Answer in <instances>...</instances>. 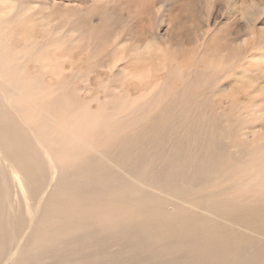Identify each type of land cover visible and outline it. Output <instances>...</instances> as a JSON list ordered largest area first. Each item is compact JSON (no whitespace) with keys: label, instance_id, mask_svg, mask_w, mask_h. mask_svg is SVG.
<instances>
[{"label":"bare ground","instance_id":"obj_1","mask_svg":"<svg viewBox=\"0 0 264 264\" xmlns=\"http://www.w3.org/2000/svg\"><path fill=\"white\" fill-rule=\"evenodd\" d=\"M26 2H27V0H26ZM45 6L47 7V5H45ZM33 8L34 7H31L30 3L25 4L24 0H0V98H1V91L7 92L10 95V96H8L9 99L11 97H13V101H11L12 104H10V105L15 106L14 108H16L17 112L16 111L15 112L18 113V115L16 114L15 117L19 116L20 120L22 122H24V124L29 126V128H31V126H32V130H30L28 128L29 129L28 131L30 133L28 132V134H25L24 132L26 130L24 128H26V125L22 127V124L17 123L18 121L16 119H18V117L15 119V117H13L14 112L13 111L11 112L8 109V108H11L12 106L10 107V105H9V107H8V104H6L7 108H5V109H8L10 113L9 112L5 113L7 110L3 111L4 107L3 106L1 107V105H2L1 104L2 101H1L0 102V113H1V111H3V115L0 114V141H6V138H9V137H5V136L7 134L11 135L10 140L12 138L13 142L11 141L10 144L8 142V144H9V145L7 144L8 149H10L9 146L11 147L13 145L12 143H14V141H16L17 144L20 142L18 145L19 151H16V152H18V153L21 152V154H22V152H24V150H25L27 155H28V157H26L27 160L25 161L23 158L24 153L21 157V160H18L20 155L16 156L17 154H15V151L14 152L11 151L12 149L7 150V154L10 153L8 157L12 158L13 161H16L15 164L17 165L16 168L18 169L17 171L14 170L15 166L13 167L12 163L7 164L11 170L10 173L8 174V176L10 175V178L15 181V183H16L15 186L18 185L19 189L21 190L22 193L25 192L24 185H23V181H25V182H27L30 191L33 192V194H36L39 191V189L42 191L44 190V189H42V188H44L43 184H45L44 186L47 189L49 186L52 185L53 182L56 181V180L54 181L55 177H53V174L57 170L61 171L63 169L64 170L70 169V168L74 167L71 165V163L79 162L80 159L83 158L82 156H85L91 152H93V153L98 152L100 150V148L98 150V147H100L102 145L103 140H106V139H102L103 135H105L106 131H109L110 125H111L110 123L113 119L114 120H122V118L120 116L122 113H124V112L126 113L127 110H129V112H132L131 114H133V113L138 114L139 112H141V110L145 109L143 107L140 108L143 104H141V103L139 104L138 100L139 101L143 100V102H146V103L148 102V105H151L152 103H154V102H150L151 104H149L148 100L150 97H153L158 92H160V91H156L158 84L152 85L150 87L148 93L142 94L141 97L140 98L137 97L138 99H136V100H131L129 98L131 95L129 97L126 96V92L124 90H121V87L123 84L130 82L133 84V86L135 88L136 87L135 84H138V86H140L142 83L147 82V80H149L151 77H153L155 75L157 76V74H159V73L164 74V72H167V70L173 69V59H172V56H171L168 48H166L167 46H165V47L161 46L157 42V39L154 37V35H152L150 37V39H147L146 41L144 40L143 43H140V45L135 44L133 47L130 46L131 45L130 42H132L133 44H134V42L130 41L129 42L130 44L129 45L127 44L128 46L131 47L130 48L127 46L128 49L130 48L129 52H127V48L125 46L126 42H128V41L125 42V45L122 41H120L123 44L121 45L119 42L118 47L116 49L113 48L114 51L111 54L110 53L102 54V56H104V58H103L101 56V54L98 53V55H100L98 57V55H96L97 53H95L96 47H97L96 45L98 44V43L96 44V39H94L95 37L92 38L88 34L82 32V33H77L76 36L72 40L66 39L65 37L63 38L62 36H60L61 34L58 35V33H59L57 31L58 29L55 30L52 21L46 20V19L39 21V19L41 17H36L37 14L34 12L36 10H34ZM42 8L45 9V7H43V6H42ZM70 8L71 7H69V9ZM57 13H59V12H57ZM76 13L77 12H75V14ZM72 15H74V14L72 13ZM81 15L79 14V16H81ZM76 16H77V14H76ZM242 16H243V12H242ZM51 17H52V15H51ZM63 17H65V16H63ZM67 17H69V15H67ZM52 18H54V17H52ZM55 18L57 19V17H55ZM60 18H62V17H60ZM73 18L75 19V15L73 16ZM66 21H69V20L67 19ZM71 21H73V20H71ZM57 23H60V22L57 20L56 24ZM90 24L88 23L87 26H89ZM60 25L62 26L61 23H60ZM83 26L85 27V25H83ZM63 27H65V26H63ZM59 29H62V31H63V28L60 27ZM103 30H104V28H103ZM11 32L14 34H12ZM39 32H42V34ZM60 32H61V30H60ZM72 32H73V34L75 33L74 31H72ZM12 36H14V43H17V45L15 44V45L11 46L10 40H11V38H13ZM115 36H116V34H115ZM63 39H65L66 42L68 43V45L70 47V51H68V52L71 55L75 52H77L76 55H78V52H79V54L82 53V54L86 55V61L91 59V61L93 60L94 62L96 60H99V58L100 59L103 58L102 62L104 60L110 59V61H108V60L105 61L106 63L109 62L108 66L107 65L106 66L109 67V70H110L109 72L111 73V75H113L116 78V80H114V82L116 84H118V82H119L120 85H119L118 90H116L117 85H112L111 84L112 81H109V78H108V80L106 79L107 81H109L111 83L110 84L108 82L106 84L104 83L105 85H103V86L104 87L108 86L110 88V90L108 91V89H107V91L111 95H107L105 97V99L103 100L104 102H99V100L96 99L97 103H94V102H96L95 100L94 101L89 100L86 103L85 102L86 100H85L84 101L85 104L78 105L79 103L78 102L76 103L74 101L77 96H74L75 90L72 88L73 84L71 86L70 82H66L65 80L59 78L63 75V73L65 71L64 70L65 66L63 68V65L61 64L60 61H62L64 58H67V57H65V55L63 53L62 54L59 53V55H58V54H54V52H56V51L62 52L63 51V50H61L62 48L60 47L61 44H63ZM244 39L245 40H242V41L245 42L246 38H244ZM114 40H116V38ZM11 43H12V40H11ZM101 43H102L101 46L104 47L105 44H104L103 40H101ZM109 43H110V41H109ZM236 43H237V41H236ZM111 44H113V43L111 42ZM111 44H110L111 48H112V46H115V45H111ZM241 45H243V43ZM111 48H109V46H108L107 49L111 50ZM98 50H100V49H98ZM180 50H185V48L180 49ZM215 51H214V53L213 52L212 53L215 54L216 52H218V51H216V52ZM105 52H109V51H105ZM64 53L66 54V52H64ZM101 53H102V51H101ZM69 54L67 56L70 58L74 56V54L72 56H69ZM205 55H207V54H205ZM216 55H214V56H216ZM82 56L80 57L81 59H82ZM89 56H91V57L93 56L92 57L93 59L89 58ZM77 57H79V56H77ZM212 57H213V55H212ZM241 57H242V55H241ZM238 58H240V57H237V59ZM215 59L217 61V58H215ZM71 60L73 61L74 58H72ZM71 60L69 59V61H71ZM80 60L79 61L77 60L78 63L80 62ZM196 60H200V63H198L199 65L202 64L201 62H203V59H196ZM219 60H221V59H219ZM231 60H233V59H231ZM63 61H64L63 63L68 62V60H63ZM72 61L70 63H72ZM86 61H85V63H86ZM206 61H209V59L208 60L206 59ZM102 62L99 61V64ZM221 62H222V60H221ZM221 62H220V65H221ZM78 63L73 61V63H72L73 65L69 64L68 67L71 66L70 70L72 71V67L76 66L75 64L78 65ZM80 63H83V62H80ZM192 63L193 62H191V66H192ZM218 63H219V61H218ZM225 63H226V61H225ZM127 64L128 65L130 64V67L126 66ZM178 64H179V62H178ZM29 65H32V66L29 68ZM79 65L81 66V64H79ZM96 65H98V64H96ZM96 65H95V67H92V66L91 67L95 69ZM202 65H205V61ZM80 66H78V67H80ZM82 66H84V65H82ZM86 66H87V64H86ZM119 66L121 67V71L120 72L118 71L119 73L115 72V70L116 71L118 70L116 68H118ZM216 66L217 65H213V64L211 65L208 62V63H206V66H205L203 71L201 69L202 67H199L201 69V72H198L196 75L197 76L196 80L198 82V85H200L199 84L200 82H203V81H201V79L202 80L204 79L207 82H208L207 79H212V80L217 79L218 80L219 76L222 75V72H223L222 68L220 69V70H222V72H220V74L216 78H212V77L210 78V76H212L214 73L216 74L217 71L214 69ZM231 66H232V64H231ZM248 66H252V65H248ZM99 67H101V65H99ZM99 67H98V69H99ZM103 67H105V66H103ZM257 67L259 69V66H256V68ZM260 67H263V69H264V66H260ZM199 68H197V69H199ZM244 68L246 69L248 67H244ZM91 69H89V70H91ZM200 69L198 71H200ZM249 69H251V67ZM29 70L30 71L32 70L31 74L28 73ZM104 70L102 72H104ZM189 70H190V68H189ZM217 70H219V68ZM255 70H257V69H255ZM95 71L98 72L97 68ZM100 71L101 70H99V73L103 74ZM191 71H194L193 68ZM257 71H258V73L256 71H254V73H257L256 76H259L261 79V75H259L260 71L259 70H257ZM106 72H104V73H106ZM250 72H251V70H250ZM250 72L248 73L246 71V73H248V74H246L245 72H243V73H245L246 76L249 74L252 75L253 73H250ZM89 73H90V71L88 72V74ZM195 73H196V71H195ZM92 74H93V72H92ZM227 74L228 73H226L225 75H227ZM228 75H230V74H228ZM263 75H264V72H263ZM47 76L54 77L55 80L49 81L51 79L50 78L47 80V81H49V83H46ZM86 76H88V75H86ZM186 76H188V75H186ZM254 76H255V74H254ZM254 76L252 75L253 78H250L248 76V80L254 79ZM79 77H81V76H78V78ZM108 77H109V75H108ZM213 77H215V75H213ZM64 78H66V77H64ZM74 78H76V77H74ZM82 78H84V77H82ZM87 78H89V76ZM172 78H173V76H172ZM71 79L74 80L72 77H71ZM79 79L81 80V78H79ZM186 79L189 80L188 77ZM257 79H258V77H257ZM84 80H86V79H84ZM97 80H99V78ZM223 80L224 79H222V81ZM100 81L102 82V80H99L98 82H100ZM78 82H79V80H78ZM207 82H205V83H207ZM235 82L238 83V85H236V87L238 86L239 88H242V87L244 88L245 85H247V83H248V81L245 80V77L243 76V74L240 78H237L235 80ZM231 83H232V81H231ZM231 83H230V85L232 87ZM82 84H83V81H82ZM215 84H216V82H215ZM86 85H88V82ZM128 85H130V84H128ZM192 85H194V83H192ZM201 85H203L205 87V86H207V85L209 86L211 84H207V85L205 84L204 85V83H201ZM230 85H227V86H230ZM233 86L235 87V85H233ZM261 86L262 85H260V87ZM82 87L84 89V86H82ZM104 87H102L101 90L103 89V91H104ZM196 87H197V84H196ZM231 87H230V89L228 87L227 88L230 90L229 91L230 93H233L234 89L231 91V89H232ZM179 88L180 87H178V89ZM206 88H207V91L204 93L208 92V87H206ZM214 88L215 87H213V89ZM77 89H79L78 86H77ZM141 89L143 90V88H141ZM213 89L211 88V92ZM193 90H195V89H193ZM203 90H206V89H203ZM214 90H213V92H215ZM217 90H219V89H217ZM235 90H237V89H235ZM110 91H111V93H110ZM116 91H118V92H116ZM175 91H177V90H175ZM190 91H191V89H190ZM198 91H199V89H198ZM81 92H83V90ZM81 92L79 91V94ZM84 92H85V90H84ZM188 92L189 91H187V94H188ZM219 92L222 93L221 94V101L225 100V96L229 95V92H227L228 94L227 95L224 94L225 96L222 99L223 92H221V91H219ZM238 92H240V91L237 90V93ZM77 93H78V91H77ZM128 93H129V91H128ZM137 93H139V92L136 91L135 94H137ZM198 93L200 94V92H198ZM101 94H104V93H101ZM106 94H107V92H106ZM211 94L212 93L209 92V96ZM248 94H250V93L248 92L247 95ZM91 95H92V93H91ZM112 95L113 96L118 95L119 97L118 96L113 97ZM237 95L238 96H234V97H236V100L238 99L237 97H240L242 94L238 93ZM85 96H86V94H85ZM101 96H103V95H101ZM160 96L161 95H157L156 98L158 99V98H160ZM197 96H198V98H197ZM197 96H196V98L198 100L199 97L203 96V95H200V96L197 95ZM211 96L213 98L214 94ZM217 96H219V97H217ZM99 97H100V94H99L98 98ZM203 97H204V99L206 98V100H208V96H203ZM216 97L218 100V98H220V95L216 94ZM216 97H214L213 99L209 98V100L210 101L214 100ZM2 98H4V95H2ZM95 98L93 97V99H95ZM124 98H127V100H123ZM147 98H148V100H147ZM173 98H174V96H173ZM226 98L229 99L228 97H226ZM9 99H7V100L10 101ZM145 99H146V101H145ZM163 99H165V98H163ZM166 99H167V97H166ZM189 99H190V97H189ZM192 99H194V98H192ZM3 100H5V99H3ZM180 100H182V99H180ZM209 100L207 101V103L209 102ZM230 100H231L230 102L228 100V103L231 104L232 99H230ZM76 101H77V99H76ZM90 101L93 102L92 104H97L96 105L97 110L96 111L94 110V112H90L88 110V106L90 108V105H92V104L89 105ZM173 101L174 100H172V102ZM218 101L220 102V99ZM226 101H224V102H226ZM251 101H254V99H251ZM251 101H249V102H251ZM191 102H192V100H191ZM233 103H232V105H233ZM239 103H242V102H239ZM256 103L248 111H246L244 114H239L238 116H233L232 114H229L230 113L229 111L231 109L230 105H228L229 107L227 106L229 108V109H227V110H229L228 113H224V112L220 111V112H218V114H216V112H213L214 114L218 115V117L215 116L216 121L214 118L212 120H210V125L207 128L205 127L206 128L205 133L198 131V130L203 129V127L202 128L200 127L201 121H199V123H198L199 126H196L197 131H198L196 134L194 133V131H196V130L193 129V126H192L193 122H191L192 124L191 123H190L191 125L189 124L190 125L189 128L191 129L190 130V132L192 134V137H191L192 141L191 142L193 144L192 143L189 144L188 142L184 141L185 140V138L183 137L184 134L183 135L181 134L182 136H180L176 133V130H173V132L166 133V134H168V135H166V136H168L167 140L162 139L161 141L160 140L157 141L152 137L148 138V139H150V141L152 143H150L149 150H147V151L148 152L151 151L152 153H154L153 158H151L152 154H148V152H147V155H144L145 153L142 152V149L137 148L136 145H134L137 148L136 153H138V154H136L137 155L136 158H133L132 155L127 154V152H125V154H121L120 156L117 154V156H119L120 159L117 158L116 161L119 160L120 164L123 166H125L123 163H126V166H125L126 169L128 168L131 172V174L129 175L130 176L129 179L126 182L121 181L119 179H116L114 181V180H112L114 178V176H112L111 178H109V177L101 178L98 175H93V174L90 175L88 172H84L85 170H88V169H85L87 166L84 167L82 164L81 165L83 166L84 169H82L81 165L75 167V169H73V171L76 170L75 176L79 179V181L75 185L74 193H71V191H73V190L68 191V192H66V191L63 192V190L61 192H57L58 189H56V188H57V186H59L58 185L59 183L57 181L51 187V192L48 195L47 202L53 196H55V194H58V193H60L63 196L69 195L70 198L68 200L66 199L67 201L64 199L66 202L62 201V203H60L61 206H60L59 202L56 203V204H58V206L60 208L62 207V209L63 208L69 209V207L71 208V206L76 205L75 203H77V205H78L79 203L81 204V201H83V200H85V201L90 200L91 201V200H96L94 198H97L99 201H101L104 204L103 210H105V211L99 212V213H97V215L94 214V216H95L94 218L99 219V220L102 219V221H104V219H109V218L112 219L113 212L116 211L117 209H121V208L123 209V212H124V210L132 212L131 210H134L135 208L147 206V212L142 215L140 221L137 220L136 222H128V223H120L119 222L120 224H118L117 227H115V230H109V231L101 234V237H102L101 241H99L95 237H92V241H91L89 239V236H88L89 234H87V233H84V235H79L78 239L75 241L76 242L75 247L67 246V251L62 252V253H59L57 251V249H55V247L52 246L53 241L51 243H49L50 245L48 244L49 247H47V245L46 246L43 245V240L49 241L51 236L52 237L53 236L54 237L59 236L58 238H60V236H62L63 234H66L71 229L76 228L72 222L69 223L66 220L70 214V209H69V213L66 211L65 213H63L62 217L57 216V215L53 216L54 213L52 211L43 212L44 214H43V217H41L42 218L41 220L44 221L43 225L45 227L47 226L46 228L48 230L45 227H43V229L41 230L42 224L40 227H38V228L36 227V229L40 233L37 236L36 242H34V245L31 248H29L28 251L37 252L36 249L38 247H41V248L43 247V250L41 249L40 252L41 251L44 252V249L46 247L45 251L53 252L56 255L60 254L59 258H57V259L64 258L67 256L65 259H62L65 261V264H264V199H261V205H259V204L244 205L243 204L244 201H242V200H238V199H231V200L230 199H223V200H221L219 198L213 199V198H211L212 196L207 193V195L204 196L203 199H206L209 202V206H210L211 211L213 210V212H215L216 215L219 214L220 216H215V215L212 216L211 214L206 213L208 211L204 212L202 210L196 209L194 206H193L194 209H192L193 207H190L189 211H184L183 213L176 214V215H174L175 213L169 215V214L163 213V211H161L159 207H153L152 205L157 204V203H155L151 200V196L154 195L153 193H155V194L159 193V192H156L158 190V187H161L162 190L164 189V191L176 189L179 187L180 184L184 183L183 180H185L187 178L185 175H187V176L191 175L192 176L191 177L192 179L190 180V178H189L188 182L193 185V184H196L197 182L201 181V179H204V178H202V175H204V176L205 175H211V173H214V175L218 178H219V175H222V176L223 175L224 176H226V175H228V176H230V175H245L244 181L242 183H240V186H239L240 190H242L241 193L245 194L247 192H254L253 195H261V198H263L264 197V141H263V135H262L263 133L262 132H264L263 131L264 130V107L261 106V103H264V87H261V103H260V99H259V103H257V104ZM86 104H88L86 106L87 108L85 107ZM107 104L112 107L111 108L112 111H110V112L106 111L107 110L106 109ZM139 105H141V106L139 107ZM172 105H174V104H172ZM179 105L181 106L182 104H179ZM165 106H167V104H165ZM187 106H189V105L187 104ZM189 108H190V106H189ZM160 109L162 110V108H159V111H160ZM170 109L167 108L168 111ZM185 109L188 110L187 107ZM163 110H164V108H163ZM175 110H176V108H175ZM137 111H139V112H137ZM217 111H219V110L217 109ZM169 112H167V113L169 116H171L173 113H169ZM174 112H177V111H174ZM142 113L144 114V112H142ZM10 114H11V116H10ZM161 114H163V112H161ZM178 114L179 113H177V116H178ZM168 115L167 116L164 115V116L168 117ZM128 116H130V115H128ZM200 116H198V117L200 119H203V117H200ZM204 116L206 118V116H208V115L205 114ZM10 117H13L17 122L15 121L13 123V125L7 124L10 127V129H9L6 124L3 125V121L6 120L5 121L6 123L9 122L10 119H8V118H10ZM13 118H11V120H13ZM130 120H133V119H130ZM134 120H136V119H134ZM190 120L192 121V119H189V122H190ZM13 121H11L9 123H12ZM127 121H129V120H127ZM127 121L125 120V122H127ZM114 123H117V122L114 121ZM124 123L121 125L124 126ZM134 124L135 123L131 124L132 128L134 127ZM111 126H113V125H111ZM199 128H201V129H199ZM144 130L146 131V128ZM163 130H164V132H166L165 128ZM170 130L171 129H169V131ZM32 131H34L37 134V136L35 135V133H31ZM110 131H109V133L111 134L112 132H110ZM117 131H119V130L117 129ZM120 132H123V130ZM177 132L179 133V131H177ZM13 133H14V136H13ZM38 133H40V135H41L39 138H37ZM30 134H31V136H30ZM32 134H34L38 140L40 139V140H42L43 143H45L44 144L45 148L48 150L47 153L45 152L47 157H48L46 160V162L48 161L47 167L42 162L43 160L41 161L39 159V157H37L40 155H37L35 153V150H37L38 148H35L34 147L35 145L31 144V140H33V139H31ZM126 134H129V133H126ZM15 135L17 136L18 140L16 139ZM107 136L109 138L110 135H107ZM107 136H105V137H107ZM35 137H32V138L35 139L34 141H37ZM115 137H116V135H115ZM138 137H140V136L138 135ZM170 137H171V139H172V137L177 138L175 140L177 142L176 143L174 142V144H176V145L174 146V148L171 147L173 149L164 148L168 143H171ZM182 137L184 138V140ZM189 138H190V136H189ZM134 139H132L133 140L132 142L135 141ZM196 139H198L199 141H197ZM109 140H111V139H109ZM125 140H127V138ZM112 141H114V140H112ZM172 141H173V139H172ZM107 142H108L107 144L109 145L108 140H107ZM197 142L200 143V145H198ZM123 143H124V141H123ZM179 143H182V144H179ZM3 144H4V142H3ZM136 144H138V143H136ZM7 145L5 146L6 149H7ZM114 145H112L113 148H114ZM117 145H118V147L120 146L119 144H117ZM122 145H124V144H122ZM127 145H128V143H127ZM102 146L106 147L105 145H102ZM21 147L23 148L22 150H21ZM124 147L126 148L127 146H124ZM124 147H122V148H124ZM2 148H0V149H2ZM105 149L107 152L106 151L104 152V156H105V153H108L107 148H105ZM128 149H125V151ZM15 150H17V149H15ZM38 150H40V149H38ZM110 150L112 151V148H110ZM4 152L5 151H3V153ZM112 152L110 153V151H109L111 158L114 156V154H112ZM197 154L202 157V160L199 161L198 159H196ZM0 155H1L0 162L1 161L10 162V159L6 158L2 154L1 150H0ZM90 155H92V154H90ZM100 155H101V153H100ZM106 156H108V155H106ZM92 157H93V155H92ZM95 157H96V155H95ZM121 157H122V160H121ZM89 158H91V157H89ZM105 159H107V161H109L108 158H105ZM113 160H114V158H113ZM44 161H45V159H44ZM90 161H89V163H90ZM3 163H2V165H3ZM94 163H95V161H94ZM103 164H105V163H103ZM7 165H5V166H7ZM118 166H119V163H118ZM47 168H48V170H47ZM107 168H109V167H107ZM41 169H42L43 175H41ZM1 171H2V167H1ZM48 171H49V180L47 179L48 183H46L47 181L45 182V180L47 178ZM97 171H99V170H97ZM17 172L20 173L21 175H17ZM123 172H124V170H123ZM5 173L7 174L8 172H5ZM64 173H66V171ZM69 173H72V172H69ZM98 173H100V172H98ZM81 174L85 175L84 180H83V178H81V176H83ZM197 174H201V175L195 177L194 175H197ZM50 175H52V176H50ZM147 175H150V176L148 177ZM151 175H153V177H151ZM57 178H59V177H57ZM222 178H224V177L220 176L221 180H222ZM220 179L218 181H221ZM27 180H29V182ZM109 180H112V183H110ZM216 180H217V178H216ZM105 182L108 184V186L103 188ZM149 183H152V184H149ZM97 185H100L103 189L98 188ZM208 185H210V184L208 183ZM217 185H219V184H217ZM180 187H181V185H180ZM209 187L211 188V185ZM202 188H204V187H202ZM202 188H201V190H202ZM215 188H216L215 190L217 191V187H215ZM187 189H189V188L187 187ZM8 190H7V185H6L5 180L0 178V221H1V201L4 200L10 206V203H9L10 202V199H9L10 198L9 197L10 192H8ZM215 190H214V192H215ZM97 191H102V192L98 193ZM184 191H186V187H185ZM196 191H197V188H196ZM207 191H209V190H207ZM207 191H205V194ZM209 192L211 193V191H209ZM194 193H195V191H194ZM216 193H218V192H216ZM159 194L162 195V193H159ZM195 194H193V195H195ZM186 195H187V192H186ZM202 195L200 194V196L198 195V197H201ZM231 195H233V193H231ZM60 196H58V197L60 198ZM168 197H170V195ZM178 198H175V199H178ZM188 198L190 199V196ZM196 199H202V197L201 198L195 197V200ZM60 200H61V198H60ZM44 201H45V199H44ZM70 202L73 203L71 206L69 205ZM186 202H188V201H186ZM180 204H181L180 206H182V203H180ZM174 205L176 206V204H174ZM39 206H41V202L36 203V208H35L36 211L39 209ZM56 207H57V205H56ZM169 207H171V206H169ZM52 209H53V206H52ZM88 210L91 212L93 211L91 208H89ZM44 211H46V210H44ZM80 211H81V209H80ZM181 211H183V210H181ZM32 212L33 211H31V213L28 214V218L30 221H31V219H33V217L36 214V212H34V213H32ZM174 212H175V210H174ZM59 213H61V212H59ZM93 213H95V212L86 213L85 217L90 216ZM132 213H131V215H132ZM141 214H142V212H141ZM79 215H80V213H79ZM36 216H37V214H36ZM74 216H75V213H74ZM130 218L131 217L129 216L128 219L130 220ZM135 218H137V217H135ZM58 219H59V221H63V222L58 221V223H52L53 220H58ZM83 219H86V218H83ZM89 219H92V218H89ZM75 220H76V218H75ZM48 221H52V222L47 223ZM96 222H95V225H96ZM40 223H41V221H40ZM83 224H84V222H83ZM1 225H2V223H1ZM91 225H92V223H91ZM112 227H113V225H112ZM44 231H48V232L50 231L49 232V234H51L50 237L41 238L42 233H43V235L47 234V232L44 233ZM38 232L35 233V236ZM55 239H57V238H55ZM112 239L115 241H118L123 247L127 248L125 256H116V257L111 258V259L110 258L105 259L103 256H101L99 254V252H98L99 249H97L98 246H102L103 245V244H101L102 242L112 240ZM4 245L5 244L2 245V248L0 247L1 248L0 249V256H1V253L3 252ZM93 246L96 249H93ZM26 249H28V247L25 248L24 250H26ZM23 251L21 250V252H19V254H21ZM141 253H144L145 263H141V259H137V258H142ZM36 254H38V253H36ZM30 255H32V257ZM34 255H35V253H34ZM34 255H33V253L27 252L26 255L22 254L18 260H12L11 264H30V263L32 264L33 259H34ZM36 259H38V258H36ZM51 260H52V258H51ZM38 261H39V259H38ZM43 261H44V259H43ZM43 264H44V262H43Z\"/></svg>","mask_w":264,"mask_h":264},{"label":"rangeland","instance_id":"obj_2","mask_svg":"<svg viewBox=\"0 0 264 264\" xmlns=\"http://www.w3.org/2000/svg\"><path fill=\"white\" fill-rule=\"evenodd\" d=\"M24 2H25V4L30 3L31 7H34L33 9L36 10L34 12L37 14V15L35 14L36 17H41L39 19V21H42L43 19L52 21L55 30L58 29L57 30L59 32L58 35L61 34L60 36H62L63 38L65 37L66 39L72 40L76 36L77 33H82V32L88 34L92 38L95 37L94 39H96V44L97 43L99 44V45L98 44L96 45L97 46L96 51H95V53H97L96 55H98V53H100L101 56H102V54H107V53L111 54L114 51L113 48L116 49L118 47L120 41H122L124 43V45H125V42L128 41V42H126L125 46L127 48V52H129V50L131 48L130 46L133 47L135 44L140 45V43H143L144 40L146 41L147 39H150V37L152 35H154V37L157 39V42L161 46H163V47L167 46L166 48H168V50L172 56V59H173V69L167 70V72H164V74L159 73V74H157V76L155 75V76L151 77L149 80H147V82H144L145 84L142 83L140 86H138V84H135V86H136L135 88H134L133 84L130 82L122 85L121 90H124L126 92V96L129 97L131 95L129 97L131 100H136V99H138L137 97L140 98L142 94L148 93L150 87L154 84H158L156 91H160V92H158L153 97H150L151 99L149 98V100L147 98V100L149 101V104H151L150 102H154L151 105H148V102L147 103L143 102V100H140V101L138 100L139 104L140 103L143 104L142 106L139 105V107L141 106L140 108H142V107L145 108V109L141 110V112L137 111V112H139L138 114H135V113L131 114L132 112H129V110H127L128 112L126 111V113L124 112L121 114L120 117L122 118V120H114L112 118L113 122L111 121L110 124L113 126L110 125V129H109V131L111 130L110 132H112V133L110 134L109 131H106L105 135H103V138H102V139H106V140L102 141L103 142L102 145H105L106 147H103L100 144L101 146L98 147V150L100 148V150L98 152L88 153L87 155L82 156L83 158H81L79 162L71 163V165L74 167L71 166L72 168L66 169V170L63 169L61 171L57 170L53 174V177H55L54 181L55 180L56 181L52 183V185H54L58 181L59 186H57V188H56V189H58L57 192H61L62 190H63V192L64 191L68 192V191L73 190V191H71V193H74L75 185L78 183L79 179L75 176L76 170L73 171V169H75V167H77V166H80L81 164L84 167L87 166L85 169H88L89 171L85 170L84 172H88L90 175L91 174L98 175L101 178H107V177L111 178L112 176H114V178L112 180L115 181L116 179H119L121 181L126 182L129 179V177H130L129 175L131 174V172L128 168L126 169V167H125L126 163H123L125 165V166H123L120 164V161L119 160L116 161V159L117 158L120 159L119 156L121 154H125V152H127V154H129V155H132L133 158H136L137 157L136 154H138V153H136L137 148L142 149V152L145 153L144 155H147V152H148L147 150H149V145H150V143H152L150 141V139H148L149 137H152L157 141H159V140L161 141L162 139L167 140L168 136H166V135H168V134H166V133L173 132V130H176V133L178 135L182 136L184 134L183 137L185 138V140L183 137L182 138L185 142H188L189 144H191L192 143L191 142L192 141V138H191L192 134L190 132L191 129L189 128V126L192 124L191 122H193V125H192L193 129L196 130V131H194L195 134L198 131L205 133L206 128L210 125V120L218 117V115H216V114H218V112L222 111L224 113H228V111H229V110H227V109H229L228 105H230V108H231L229 111L230 112L229 114H232L233 116H238L239 114H244L246 111H248L256 102L259 103V99H260V103H261V87H264V75H263L264 69H263V67H260V66H264V0H27V2H26V0H24ZM45 5H47V7ZM42 6L45 7V9L42 8ZM69 7H71L70 8L71 10L69 9ZM57 12H59V13H57ZM71 12L75 15L76 20L73 18L74 15H72ZM75 12H77L76 13L77 16H76ZM242 12H243V16H242ZM66 14L69 15V17H67ZM79 14L80 15L82 14V15L79 16ZM51 15L54 18H52ZM63 16H65V17H63ZM55 17H57V19ZM60 17H62V18H60ZM67 19L69 21H66ZM57 20L62 24V26L60 25V23H57L58 25L56 24ZM71 20H73V21H71ZM88 23L89 24L91 23L92 25L90 24L89 26H87ZM83 25H85V27ZM63 26H65V27H63ZM60 27L63 28V31H62V29H59ZM103 28H104V30H103ZM60 30H61V32H60ZM72 31H74L75 33L73 34ZM39 33L42 34V32H39ZM12 34H14V33H12ZM115 34H116V36H115ZM12 37H13V38H11L12 43L10 40L11 46H13L15 44L17 45V43H14V36H12ZM113 38L114 39L116 38V40H114ZM244 38H246L245 42L242 41V40H245ZM101 40H103V42L106 46V47L104 46L105 48L103 46H101L102 45ZM109 41H110V43H109ZM130 41H133L134 44ZM236 41H237V43H236ZM111 42L113 44H111ZM122 42H120L121 45L123 44ZM129 42L131 43L130 46H128L130 44ZM242 43H243V45H241ZM110 44L115 45V46H112V48H111ZM107 45L109 46V48H111V50L107 49L108 48ZM127 46L130 48L128 49ZM60 47L62 48L61 50H63V51L62 52L56 51L57 53L54 52V54L59 55V53L60 54L63 53L65 55V57H67V58H64L63 60H68V62L63 63L64 62L63 60L60 61L61 64L63 65V68L65 66V68H64L65 71H64L63 75L59 78L65 80L66 82H70L71 86L73 84L72 88L75 90L74 96H77L74 101L76 103L78 102L79 103L78 105L85 104L84 103L85 100H86L85 101L86 103L89 100H91V101L95 100L96 102H94V103H97V100H99V102H104L103 100L105 99V97L107 95H111L108 93L110 88L108 86H107L108 88L103 86L107 82L110 84L111 82H109V81H112V83H111L112 85H117L116 90H118L120 83L118 82V84H116L114 82V80H116V78L113 75H111V73L109 72L110 71L109 67H107L109 62H107V63L105 62L107 60L110 61V59L106 58L107 60H104L102 62V59L104 58V56H102L103 57V58L101 57L102 59L99 58V60H96L95 62L93 60L91 61V59H89V60L87 59L88 61H86V55L81 53L83 55L82 56L81 54H79V52H78V55H76L77 52L73 53L74 56L70 58L67 56L69 54L68 51H70V47H69V45L65 39H63V44H61ZM97 48L100 50H98ZM184 48H185V50H180V49H184ZM215 50L218 52H216ZM101 51H102V53H101ZM105 51H109V52H105ZM214 51L216 52L215 54H213ZM64 52H66V54L67 53L68 54L66 55ZM205 54H207L208 56ZM72 55L69 54V56H72ZM80 55L82 56V59L80 58L81 57ZM212 55H213V57H212ZM214 55H216V56H214ZM241 55H242V57H241ZM77 56H79V57H77ZM99 56L100 55H98V57ZM92 57L89 56V58H92ZM237 57H240V58H238L239 60L237 59ZM72 58H74L73 61H75L76 63H78V61L80 59H81L80 62H83V63L79 62L78 65L75 64L76 66H73L72 71H71L70 70L71 66L70 67H68V66H69V64L73 65L72 64L73 61L71 60ZM205 58L207 60L209 59V61H206ZM215 58H217V61ZM69 59L72 61V63H70L71 61H69ZM196 59H203V62H201V63L203 64L205 61V65H202V64L199 65L198 63H200V60H196ZM219 59H221L222 62ZM231 59H233V60H231ZM85 61H86V63H85ZM99 61H101L102 63L99 64ZM218 61H219V63H218ZM225 61H226V63H225ZM178 62H179V64H178ZM191 62H193L192 66H191ZM208 62L211 65L212 64L217 65L214 68L217 71L216 74L215 73L213 74V75H215V77H213V75H212V76H210V78L211 77L216 78L220 74V72H222V70H223L222 75H221L222 77L219 76L218 80L217 79L216 80L215 79H213V80L207 79L208 82L204 79L203 80L201 79V81H203V82H200L199 83L200 85H198V82L196 80V78H197L196 75L198 72H201V69H202V71L204 70L206 63H208ZM220 62H221V65H220ZM79 64H81V66ZM86 64H87V66H86ZM96 64H98V65H96ZM130 64L129 65L127 64L126 66L130 67ZM231 64H232V66H231ZM82 65H84V66H82ZM95 65H96L98 72L95 71L96 68L95 69L92 68V67H95ZM99 65H101V67H99ZM248 65H252V66H248ZM31 66L32 65H29V68ZM78 66H80V67H78ZM103 66H105V67H103ZM256 66H259V69H258V67L256 68ZM98 67H99V69H98ZM188 67L190 68V70ZM199 67H202V68L200 69ZM244 67H248V68L245 69ZM250 67H251V69H249ZM88 68L89 69L92 68V69L89 70ZM101 68L103 70L105 69L104 72H106V71L107 72L106 73L102 72L103 70ZM192 68L194 71H191ZM197 68H199L200 71H198L199 69H197ZM218 68H219V70H217ZM221 68H222V70H220ZM116 69H118V70L117 71L115 70V72L121 71L120 66ZM255 69L260 71L259 75H261V79L263 81L260 79L259 76H256L258 71ZM88 70L90 71L89 74H88V72H89ZM99 70H101L100 72H102L103 74L99 73ZM250 70H251V72H250ZM195 71H196V73H195ZM246 71L248 73L249 72L253 73L252 74L253 76L255 74L254 79L248 80V76L250 78H253V77L250 74L246 76V74H248V73H246ZM254 71H256L257 73H254ZM31 72H32V70L28 71L29 74H31ZM92 72H93V74H92ZM243 72H245L246 74ZM224 73L230 74V75L227 74L229 77L227 75H225ZM85 74L88 75L89 78H87L88 76H86ZM242 74L245 77V80L248 81V83H247V85H245L244 88L243 87L239 88L238 86L236 87V85H238V83L235 82V80L237 78H240L242 76ZM108 75H109V77H108ZM186 75H188V76H186ZM78 76H81V77H79V78H81V80L78 78ZM172 76H173V78H172ZM64 77H66V78H64ZM71 77L74 80H72ZM74 77H76V78H74ZM82 77H84V78H82ZM187 77L190 81L186 79ZM257 77H258V79H257ZM98 78H99V80H102V82L101 81L98 82L99 81V80H97ZM108 78H109V81H107ZM48 79H50L49 81L55 80L54 77L47 76L46 83H49V81H47ZM84 79H86V80H84ZM222 79H224V80L222 81ZM78 80H79V82H78ZM82 81H83V84H82ZM231 81H232V83H231ZM87 82H88V85H86ZM205 82H207V83H205ZM215 82H216V84H215ZM192 83H194L195 86L192 85ZM195 83L197 84V87H196ZM201 83H204V85L205 84L206 85L211 84V85H209V86L207 85L204 87L203 85H201ZM230 83L232 84V87H231ZM128 84H130V85H128ZM76 85L79 87V89H77ZM227 85H230V86H227ZM233 85H235V87ZM260 85H262V86L260 87ZM82 86H84V89ZM198 86L199 87L201 86V87L199 88ZM102 87H104V91H103V89L101 90ZM178 87H180V88L178 89ZM206 87H208V92H207L208 94L204 93L207 91ZM210 87L212 89H213V87H215L214 88L215 90L213 89L215 92H213V90L211 92ZM227 87L229 89L231 87L232 88L231 91L234 89V92L236 94L234 92L233 93L235 95L233 93H230L229 92L230 90ZM141 88H143V90ZM107 89H108V91H107ZM190 89H191V91H190ZM193 89H195V90H193ZM198 89H199V91H198ZM203 89H206V90H203ZM217 89H219V90H217ZM235 89L239 90L240 92H238V93H241L243 95V96L241 95L242 97L239 95L240 97H237L238 98L237 100H236V97H234V96H238L237 90H235ZM82 90H83V92H81ZM84 90H85V92H84ZM175 90H177V91H175ZM77 91H78V93H77ZM79 91L81 92L80 94H79ZM128 91H129V93H128ZM136 91L139 93L135 94ZM187 91H189L188 94H187ZM219 91L223 92L222 99L225 95L228 94L227 92H229V95L225 96V100L221 101V94L222 93H220ZM100 92L104 93V94H101ZM106 92H107V94H106ZM116 92H118V91H116ZM198 92H200V94ZM209 92L212 93L211 95L214 94L213 98L216 97V94L220 95V98H218V100L220 99V102L217 100V97H219V96H217L215 98L216 100L214 99L215 101L214 100L210 101L209 98L211 99L212 96L211 95H210L211 97L209 96ZM248 92L250 94L247 95ZM91 93H92V95H91ZM110 93H111V91H110ZM85 94H86V96H85ZM99 94H100V97L98 98ZM2 95H4V98H2ZM101 95H103V96H101ZM157 95H161L162 97L160 96V98L157 99L156 98ZM197 95L208 96L209 102L207 103L208 100H206V98L204 99L203 96H200L199 99L197 100V98H198ZM8 96H10V95L7 92L1 91V98H0V102L2 101L1 107L2 106L4 107L3 111L7 110L5 113H8L9 110L11 112L13 111L14 112L13 117H15L16 114L18 115V113H16L17 112L16 108H14L15 106L10 105V104H12L11 101H13V97H11L9 99ZM114 96H118V95H114ZM173 96H174V98H173ZM188 96L190 97V99ZM196 96H197V98H196ZM93 97L94 98L96 97V98L93 99ZM166 97H167V99H166ZM226 97H228L229 99H227ZM163 98H165L167 101ZM192 98H194V99H192ZM3 99H5V100H3ZM7 99H9L10 101H8ZM76 99H77V101H76ZM180 99H182V100H180ZM230 99H232L231 104L228 103V100H229V102L231 101ZM251 99H254V101H251ZM123 100H127V98H124ZM172 100H174V101L172 102ZM191 100H192V102H191ZM91 101L89 102V105L93 103ZM145 101H146V99H145ZM224 101H226L227 103ZM249 101H251V102H249ZM163 102L165 104H167V106H165V104ZM239 102H242V103H239ZM232 103H233V105H232ZM6 104H8V107L10 105V107L12 106L13 108L12 107L8 108L9 110L5 109V108H7ZM172 104H174V105H172ZM179 104H182V105L180 106ZM187 104L190 106V108H189V106H187ZM87 105L88 104H86L85 107ZM96 105L97 104H92V105H90V108L88 106V110L90 112H94V110L96 111L97 110ZM261 106L264 107V103H261ZM186 107L188 110L185 109ZM111 108L112 107L109 106L108 104L106 105V109H107L106 111L107 112L112 111ZM159 108H162V110L160 109V111H159ZM163 108H164V110H163ZM167 108L168 109L171 108L169 110L170 112L167 110ZM175 108H176V110H175ZM217 109L219 111H217ZM3 111H1L0 114L3 115ZM174 111H177V112H174ZM142 112H144V114ZM161 112H163V114L165 113L164 115H166V116L168 115L167 112L173 113V114L171 116L168 115V117H169L168 118V117L164 116L163 114H161ZM213 112H216V114H214ZM177 113H179L178 116H177ZM11 114H10V116H11ZM205 114L208 115V116H206V118L204 116ZM128 115H130L131 117ZM198 116L203 117V119H200ZM13 117L8 118V119H10L9 122L14 120L12 123H9V122L6 123L5 122L6 120H5V121H3V125L4 124L13 125V123L16 120L18 121V122L16 121L17 123L22 124V127L26 125V124H24V122H22L20 120L19 116H17L18 119H16L17 117H15L16 120ZM11 118H13V120H11ZM129 118L133 119V120H130ZM134 119H136V120H134ZM189 119H192V121L190 120V122H189ZM125 120L126 121L129 120V121L125 122ZM114 121L117 123H114ZM121 121L123 123L125 122L124 126L121 125V124H123ZM199 121H201L200 127L201 128L203 127V129L199 128L201 130L197 131L196 126H199V124H198ZM215 121H216V119H215ZM132 123H135L133 128L131 125ZM8 128L10 129L9 126H8ZM28 128H29V126L26 125V128H24L26 130L24 132L25 134H28L29 129L32 130V126H31V128H29V129ZM145 128H146V131L144 130ZM164 128H165L166 132H164V130H163ZM117 129L119 131H117ZM169 129H171V130L169 131ZM122 130H123V132H120ZM177 131H179V133ZM31 133H35V132L32 131ZM124 133L125 134L129 133V134L125 135ZM262 133H263L262 135H263V141H264V132H262ZM35 135L37 136L36 133H35ZM35 135L32 134V137H35ZM107 135H110L109 138ZM115 135H116V137H115ZM138 135L140 137H138ZM10 136L11 135L7 134L5 137H9V138H6V141H0L1 142L0 145L2 144L0 146V148L3 147L2 148L3 150L0 149L2 151V154L6 158L10 159V162H8V161H1L0 162V178L5 180L6 185H7V190L9 189L8 192H10L9 193L10 206L4 200L1 201V221H0V226H1L0 227V240L1 241H0V247L2 248V245L3 244H5V245L3 247V252L1 253V256H0V264H3V263L4 264H7V263L11 264L12 260H18L22 254L26 255L27 252L33 253V255L35 253L34 259H33L34 263L32 262V264H43V262H44V264H65V261L62 259H65L67 256L64 258L57 259V258H59L60 254L56 255L53 252L45 251L46 247L44 249V252L43 251L40 252L41 249L43 250V247L42 248L38 247L39 249L38 248L36 249L37 252L28 251L29 248H31L34 245V242H36L37 236L40 233V232H38L36 227L37 228L40 227L41 224H42L41 230L43 229V227H45L43 225L44 221L41 220L42 219L41 217H43V214H44L43 212L52 211L54 213L53 216L57 215V216L62 217L63 213H65L66 211L69 213V209H70V214L66 220L69 223L72 222L76 228H73L69 232H67L66 234H63L62 236H60L61 239L58 238L59 236H55V237L51 236L50 237V235H51V234H49L50 231L49 232L44 231V233L47 232L46 235H43V233L41 234V238L50 237L49 241L43 240V245H45V246L47 245V247H49V245H50L49 243H51L53 241L52 246H54L55 249H57V251L59 253L66 252L67 246L75 247V245H76L75 241L78 239L79 235H84V233H87V234H89L88 236H89V239L91 241H92V237H95L99 241H101V238H102L101 234H103L109 230H115V227H117V225L120 223L136 222L137 220L140 221L142 215L147 212V206H143V207L135 208L134 210H131L133 213L130 211H127V210L126 211L124 210V212H123V209L121 208V209H117L116 211L113 212L112 219L109 218V219H104V221H102V219L99 220V219L94 218L95 217L94 214L97 215V213L105 211V210H103L104 204L101 201H99L97 198H94L96 200H91V201L90 200L89 201L83 200V201H81V204L79 203L77 205V203H75L76 205H74V206H71L73 203L70 202L69 205L71 206V208L69 207V209L68 208L62 209V207L60 208L58 206V204H56V203L59 202V204H60V203H62V201L66 202L70 198V196L69 195L63 196L60 193H58V194H55V196H53L47 202L48 195L51 192L52 185L48 187L50 190L48 188H47L48 189L47 190L44 186L45 184H43L44 188H42V189H44V190L42 191L39 189V191L36 194H33V192L30 191L27 182L23 181L25 192L22 193L21 190L19 189V186L18 185H17L18 187L15 186L16 185L15 181L10 178V175L8 176V174L10 173L11 170L7 164L12 163L13 167L15 166L14 170L17 171L18 169L16 168V166H17L15 164L16 161H13L12 158L8 157L10 153L7 154V150L12 149L11 151H13V152L15 151V154H17L16 156L20 155L18 160H21V157L24 153L25 156L23 155V158L26 161L27 160L26 157H28V155H27L25 150H24V152H22V154H21V152L20 153L16 152V151H19L18 145L20 142L17 144V142L14 141L15 144L12 143L13 147L9 146L10 149H8V145L12 141V138L10 140ZM13 136H14V133H13ZM30 136H31V134H30ZM40 136H41L40 133H38L37 138H39ZM105 136H107V137H105ZM189 136H190V138H189ZM15 137L17 139L16 135H15ZM32 137H31V139H33V140H31V144L35 145L34 146L35 148L40 149V150H38V149L35 150V153L37 155H40L37 157H39V159L41 161L43 160L42 162L47 167L48 161L46 162V160L48 157H47L46 153L48 150L45 148V145H44L45 143H43L42 140H40V139L38 140L36 137L35 138L37 141H34L35 139ZM126 138H127V140H125ZM109 139H111V140H109ZM132 139H134L135 141L132 142L133 141ZM170 139H171V137H170ZM172 139H173V141H172ZM172 139H171V143H168L164 148H170V149L174 148V146L176 145V144H174V142L175 143L177 142V141H175L177 138L172 137ZM107 140L109 141V145L107 144L108 143ZM112 140H114V141H112ZM196 140L199 141L198 139H196ZM123 141H124V143H123ZM3 142L5 145L3 144ZM8 142H9V144H8ZM127 143H128V145H127ZM136 143H138V144H136ZM117 144H119L120 146L118 147ZM122 144H124V145H122ZM179 144H182V143H179ZM6 145H7V149L5 147ZM112 145H114V148ZM134 145H136L137 148ZM198 145H200V143H198ZM124 146H127V147L125 148ZM122 147H124L125 149H128V148L129 149L125 151V149ZM171 147H173V148H171ZM105 148H107L108 153H105V156H104V152L106 151ZM110 148H112L113 152L110 150ZM15 149H17V150H15ZM22 149L23 148L21 147V150ZM3 151H5V152L3 153ZM109 151H110V153L112 152V154H114V156L112 158L110 157ZM100 153H101V155H100ZM90 154H92L93 157ZM117 154L119 156H117ZM148 154H152L151 158L154 157V153H152L151 151H149ZM95 155H96V157H95ZM106 155H108L109 157ZM89 157H91V158H89ZM105 158H108L109 161H107V159H105ZM113 158H114V160H113ZM0 159H1V155H0ZM44 159H45V161H44ZM196 159H198L200 161V160H202V157L197 154ZM88 160L89 161L91 160L90 163ZM121 160H122V157H121ZM94 161H95V163H94ZM2 163H3V165H2ZM103 163H105V164H103ZM118 163H119L120 167L118 166ZM5 165H7V166H5ZM82 165H81V167H82V169H84ZM1 167H2V171H1ZM107 167H109V168H107ZM47 170H48V168H47ZM97 170H99V171H97ZM123 170H124V172H123ZM4 171L8 172V173L6 174ZM65 171L67 174L64 173ZM18 172H17V175H21ZM69 172H72V173H69ZM98 172H100V173H98ZM2 173L3 174L5 173L6 175L5 174L3 175ZM41 175H43L42 169H41ZM81 175H83V176H81ZM81 175H80L81 178H83V180H84L85 175L84 174H81ZM200 175L201 174H197L194 176L196 177V176H200ZM50 176H52V175H50ZM147 176L149 177L150 175H147ZM185 176L187 177L186 178L187 180L186 179L183 180L184 183L180 184L183 189L180 187V185L176 189L167 190V191L166 190L164 191V189L162 190L161 187H158V190L156 192L162 193V195L159 193H157V194L153 193L154 195L151 196V200L157 204H154L152 206L153 207H159L160 210L163 211V213H166L169 215H171L173 213H175L174 215H176V214L183 213L184 211H189L190 207L194 206L196 209L202 210L204 212L208 211L206 213L211 214L212 216L213 215L220 216L219 214L216 215V213L213 212V210L211 211L210 206H209V202L206 199H203V197L206 196L207 193L209 195H211L212 196L211 198H213V199L219 198L221 200H223V199L242 200V201H244L243 202L244 205H253V204L261 205V199H264V197L261 198V195H253L254 192H247L245 194L241 193L242 190H240L239 186H240V183H242L244 181L245 175H230V176L219 175V178L216 177L214 175V173H211V175H205V176L202 175V178H204V179H201L202 182L201 181H199L197 183L195 182L196 184H193L195 187L191 183L188 182L189 178H190V180L192 179L191 178L192 176L191 175H188V176L185 175ZM220 176L224 177L225 179L222 178V180H221ZM57 177H59V178H57ZM151 177H153V175H151ZM216 178H217V180H216ZM47 179L49 180V171L47 173V178H46L45 182L47 181ZM219 179L221 181H218ZM112 180H109V182L112 183ZM27 181L29 182V180H27ZM46 183H48V181ZM208 183L211 185V188L209 187L210 185H208ZM216 183L219 185H217ZM149 184H152V183H149ZM99 186L100 185H97L98 188L103 189L106 186H108V184L105 182L103 188L101 186L100 187ZM201 186L204 188H202ZM185 187H186V191H184ZM187 187L189 189H187ZM215 187H217V191L215 190L216 189ZM196 188H197V191L199 193L196 191ZM201 188H202V190H201ZM207 190L211 191L212 194ZM214 190H215V192H214ZM194 191H195V193L196 192L197 193L195 194ZM205 191H207L206 194H205ZM97 192L101 193L102 191H97ZM186 192H187V195H186ZM216 192H218V193H216ZM231 193H233V195H231ZM193 194H195V195H193ZM197 194L199 196H200V194L201 195L203 194L201 196L202 199H196L195 200V197L201 198V197H198ZM169 195H170V197H168ZM58 196H60L61 200ZM189 196H190V199L188 198ZM175 198H178V199H175ZM44 199H45V201H44ZM64 199L65 200L67 199V200L65 201ZM186 201H188V202H186ZM37 202H41V206H39V209L36 211L35 208H36ZM180 203H182L183 207L180 206L181 205ZM174 204H176V206ZM56 205H57V207H56ZM52 206H53V209H52ZM60 206H61V204H60ZM169 206H171V207H169ZM194 207L192 209H194ZM89 208H91L93 210L92 212H95V213H93L90 216L85 217L86 213H92L91 211L88 210ZM80 209H81V211H80ZM44 210H46V211H44ZM174 210H175V212H174ZM181 210H183V211H181ZM31 211H33L32 213L36 212L37 216L35 214L33 219H31V221H30L28 218V214L31 213ZM59 212H61V213H59ZM141 212H142V214H141ZM74 213H75V216H74ZM79 213H80V215H79ZM131 213H132V215H131ZM129 216L131 217L130 220L128 219ZM135 217H137V218H135ZM75 218H76V220H75ZM83 218H86V219H83ZM89 218H92V219H89ZM40 221H41V223H40ZM58 221H59V219L53 220V222L48 221L47 223H51V222L52 223H58ZM59 222H63V221H59ZM83 222H84V224H83ZM95 222H96V225H95ZM1 223H2V225H1ZM91 223H92V225H91ZM112 225H113V227H112ZM36 232H38V233L35 236ZM55 238H57V239H55ZM101 244H103V245L98 246L97 249H99L98 250L99 254L101 256H103L105 259H108V258L111 259V258H114L116 256H125L126 255L125 253L127 251V248L123 247L118 241H115L112 239V240L102 242ZM27 247H28V249L24 250ZM93 249H96V248L93 246ZM21 250L22 251L24 250V251L21 254H19V252H21ZM36 253H38V254H36ZM141 255H142V258H137V259H141V263H145L144 253H141ZM30 256L32 257V255H30ZM50 257L52 258V260ZM36 258H38L39 261ZM43 259H44V261H43Z\"/></svg>","mask_w":264,"mask_h":264}]
</instances>
